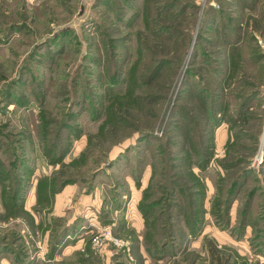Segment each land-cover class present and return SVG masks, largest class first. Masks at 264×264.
Returning a JSON list of instances; mask_svg holds the SVG:
<instances>
[{
  "label": "rangeland",
  "instance_id": "obj_1",
  "mask_svg": "<svg viewBox=\"0 0 264 264\" xmlns=\"http://www.w3.org/2000/svg\"><path fill=\"white\" fill-rule=\"evenodd\" d=\"M258 37L264 0H0V264L143 263L99 227L143 264H264Z\"/></svg>",
  "mask_w": 264,
  "mask_h": 264
},
{
  "label": "crops",
  "instance_id": "obj_2",
  "mask_svg": "<svg viewBox=\"0 0 264 264\" xmlns=\"http://www.w3.org/2000/svg\"><path fill=\"white\" fill-rule=\"evenodd\" d=\"M91 211H93V213L95 212L96 214H98V210L96 209V208H91L90 209ZM90 210H89V212H87V213H85L84 214V218H86V219H88V222H89V220H90V222H92V223H94V218L92 217V214L90 213ZM91 214V215H90ZM133 215V214H132ZM85 219V220H86ZM125 219V218H124ZM128 219V218H127ZM95 224V223H94ZM106 224V223H105ZM142 225V224H141ZM140 225V226H141ZM91 226V225H90ZM143 226V225H142ZM124 227H126V228H131V229H129V230H131V231H133V232H135V233H137V236H139L138 235V233H140V231H139V227L137 226V227H135V229L133 228V227H129V222L128 223H125V226ZM87 231V229L85 230V232ZM87 234V233H86ZM86 236L87 235H85V234H80L78 237H79V239L78 240H75V241H73L71 244H69L68 245V247H65L64 249H62V251H67L68 250V248H74V249H79V250H81L82 249V246H83V250H85V253H86V251H87V253H88V256H92V253H91V251H90V248L91 247H89V244H86L87 242H86ZM124 237V236H123ZM125 238H127L128 239V242H129V247H131V253H133V252H140L141 253V255L143 256V263H145V262H148V259H150V256H149V254H147V250H148V248H147V246L145 247V244H143L142 242H138V241H140L139 239L138 240H136L135 242H133L132 240H131V238H128V237H125ZM139 238V237H138ZM136 242H138L139 243V250L138 249H136L137 247H136V245H135V243ZM146 248V249H145ZM138 254V253H137ZM133 255V254H132ZM100 258H102V259H107L108 258V256H106V255H104L103 254V256L101 255V257L99 256V259ZM122 259H125V254L123 255V257H121ZM164 259V257H162V258H159L158 260H163ZM118 260H121V259H119L118 258ZM121 261H123V260H121ZM142 263V264H143ZM134 264V263H133Z\"/></svg>",
  "mask_w": 264,
  "mask_h": 264
},
{
  "label": "built area",
  "instance_id": "obj_3",
  "mask_svg": "<svg viewBox=\"0 0 264 264\" xmlns=\"http://www.w3.org/2000/svg\"><path fill=\"white\" fill-rule=\"evenodd\" d=\"M261 37H258V41L262 42ZM128 241L120 236L114 235L109 227H99L95 231V235L92 239V245L94 247H102L110 245L117 250H128Z\"/></svg>",
  "mask_w": 264,
  "mask_h": 264
},
{
  "label": "trees",
  "instance_id": "obj_4",
  "mask_svg": "<svg viewBox=\"0 0 264 264\" xmlns=\"http://www.w3.org/2000/svg\"><path fill=\"white\" fill-rule=\"evenodd\" d=\"M235 181V180H234ZM237 183V180L232 184L233 186L235 185ZM159 204V201H157V200H150V202H148L147 203V205H148V208H147V210L146 211H148V213H151V209L153 208V207H155L156 205H158ZM68 225H63L62 227H61V229L60 230H58V232H57V234H56V236H55V240H60V238L62 237V236H64L66 233H67V231H66V227H67ZM197 226L198 225H195V223L192 225V228H195L194 230H196V228H197ZM162 233H165V235L166 236H168L167 237V239H165L166 238V236L165 235H162L163 237H165L164 239H162L160 242H158V245H156V248H157V250H160V249H164V248H166V245H167V241L169 240V238H172V231L171 230H169V231H167V232H165L164 230L162 231Z\"/></svg>",
  "mask_w": 264,
  "mask_h": 264
}]
</instances>
